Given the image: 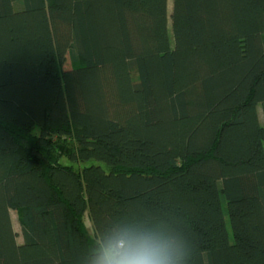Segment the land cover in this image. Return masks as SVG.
Here are the masks:
<instances>
[{
	"label": "trees",
	"instance_id": "1",
	"mask_svg": "<svg viewBox=\"0 0 264 264\" xmlns=\"http://www.w3.org/2000/svg\"><path fill=\"white\" fill-rule=\"evenodd\" d=\"M130 224L264 264V0H0V264Z\"/></svg>",
	"mask_w": 264,
	"mask_h": 264
},
{
	"label": "clouds",
	"instance_id": "2",
	"mask_svg": "<svg viewBox=\"0 0 264 264\" xmlns=\"http://www.w3.org/2000/svg\"><path fill=\"white\" fill-rule=\"evenodd\" d=\"M188 242L158 226L114 228L93 250L90 264H193Z\"/></svg>",
	"mask_w": 264,
	"mask_h": 264
},
{
	"label": "rangeland",
	"instance_id": "3",
	"mask_svg": "<svg viewBox=\"0 0 264 264\" xmlns=\"http://www.w3.org/2000/svg\"><path fill=\"white\" fill-rule=\"evenodd\" d=\"M171 8H172V0H169V9L171 10ZM169 34L171 36V41L173 42V36H172L171 26H169ZM64 67L65 68H70L71 67L69 58L64 63ZM259 112H260V116H261V119H262V111H261V108L259 109ZM225 214H226L227 227H228V230H229V234L232 237V230H231V225H230V221H229L227 212H225ZM11 216H12V221H13L14 228L17 231V233L19 234L18 241L21 242L22 241V239H21V226H20V223H19V218H18L17 211L12 210L11 211ZM83 220H84V223L86 225V228H87L88 232L92 236H94V234H95L94 233V226H93V223H92V221L90 219V216H89L88 211L85 212V215L83 217Z\"/></svg>",
	"mask_w": 264,
	"mask_h": 264
}]
</instances>
